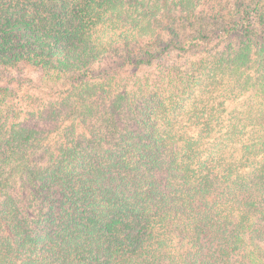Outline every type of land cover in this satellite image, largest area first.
<instances>
[{"label":"trees","instance_id":"1","mask_svg":"<svg viewBox=\"0 0 264 264\" xmlns=\"http://www.w3.org/2000/svg\"><path fill=\"white\" fill-rule=\"evenodd\" d=\"M173 2L0 0V264H264V6Z\"/></svg>","mask_w":264,"mask_h":264},{"label":"rangeland","instance_id":"2","mask_svg":"<svg viewBox=\"0 0 264 264\" xmlns=\"http://www.w3.org/2000/svg\"><path fill=\"white\" fill-rule=\"evenodd\" d=\"M237 1L238 0H202V4L201 5L198 4L199 6L198 8L205 9L206 11H210L212 13L217 12V11L227 13L231 11L232 9H234V7H236L235 5ZM242 1L245 2V6L243 7L244 12L250 13L252 15L256 14L257 11H259L264 6V0H242ZM163 2L165 4L164 6L162 5ZM212 2L214 3L212 4ZM254 2H260L261 5L257 7H253L254 5L252 6V4L250 3H254ZM158 4L162 6L161 7L162 10H164V8L167 9V7H169V8H173L172 13L178 12V10L174 12L176 4L173 2V0H158ZM256 8H258V10H256ZM157 15H161V14L158 12ZM255 19L257 20L258 25L260 27V32H262V28H261L262 22L261 21H263L264 18L262 19L259 14L258 17ZM189 32H192V31H189ZM254 42L256 41L255 40L251 41L252 43L251 44L252 45L251 55H250V59H248L246 63H247V67H249L248 68L249 75H251L252 77H257L260 74H264V43H261L260 46H255ZM217 43L218 45L215 48L220 47L222 49L226 46L222 42H217ZM235 46L237 47L239 45L237 43L234 44L233 49H235ZM197 52H198L197 50L194 52H191L190 55H192L194 59H197L198 57ZM185 56L183 58H185ZM3 70L4 69L0 67V86L8 87L10 89V93H12L10 101H12L18 107L26 108V107L33 105V107L36 108L35 105L38 99L34 100L31 97L36 98V97H39L41 94V91L39 92L37 88V82H38L40 73L37 70H34L29 67L26 69V73L23 77H25V79L26 78L31 79V81H28V80L27 81H16V80L5 78L2 74ZM144 70L145 69L141 70V72H144ZM148 71H151V70H148ZM148 71L146 73H149Z\"/></svg>","mask_w":264,"mask_h":264}]
</instances>
